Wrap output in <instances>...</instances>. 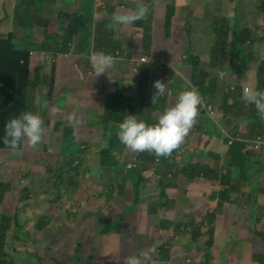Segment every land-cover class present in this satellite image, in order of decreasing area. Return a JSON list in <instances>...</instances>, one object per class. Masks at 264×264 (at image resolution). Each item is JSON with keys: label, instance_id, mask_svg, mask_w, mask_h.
<instances>
[{"label": "crops", "instance_id": "0c3cea01", "mask_svg": "<svg viewBox=\"0 0 264 264\" xmlns=\"http://www.w3.org/2000/svg\"><path fill=\"white\" fill-rule=\"evenodd\" d=\"M136 2H145L147 8H151L152 27L145 24L152 28L150 43L143 47L142 38L134 36L135 33L128 37L126 27L119 25L113 30L114 37L123 40L114 39L117 47L113 55L117 60L111 69L98 75L92 71L89 61L90 54L95 52L94 31L96 38L100 36L104 44L98 51L106 52L105 44L110 39L104 37V32L98 34V30L93 29L95 24L92 26L90 23L96 22L97 15L101 14L106 20L97 24L105 29L113 15H109L108 8H116L114 13H121L120 8H129L133 2L92 0L89 5L81 2L77 8L63 11L69 14L63 21L64 26L73 32V49L70 57L60 60L56 66L52 92L54 98L58 97L57 102L50 95L46 96L48 81H41L35 89V93H40L44 113L48 108L51 124L43 133V141L36 146L24 140L20 151L0 150V184L10 186L4 198L0 199V221L4 217L10 219L5 251L11 263L41 264L40 260L44 259V264H61L60 258L64 257L66 261L76 258L78 264H123V257L135 255L140 258V264H185L183 256L187 255L190 259L187 262L195 264L205 254L200 238L212 225L223 238L220 244L215 245L212 263L256 264L252 259L254 238L251 237L264 233V152L253 148L252 139L258 133L257 129L249 127L247 119L238 118V114L244 111L243 101L229 102L227 105L232 109L224 117L226 104L219 98L227 92L228 85H238L242 92L245 85H255L257 68L264 58V41L252 43L255 37L248 35L245 42L251 43L239 45L238 56H234V60L225 49L215 54L211 45L217 37L215 29L223 25L227 37L243 27L256 34L255 26L264 22V0ZM168 3L178 7L171 37L162 35ZM108 27L112 30L110 25ZM121 30L124 34L119 35ZM44 37V32L33 31V42L43 41ZM57 39L53 42V49L61 45ZM30 47L32 51L34 47L33 57L39 58L43 49L40 47L38 50L35 45ZM143 56L158 67L159 72L153 81L159 79L165 83V89L169 87L172 74L189 80L182 63L185 61L187 66L191 57L199 58L200 69L228 79L224 86L220 79L218 94L215 93L216 114L212 110V116L204 111L197 115L198 134L189 130L178 147L171 151L182 150V154L175 160H165L160 164H144L140 167L145 170L143 175L131 181L127 177L128 170H131L127 168L131 153L121 142L109 155L113 158L111 166L103 167V152L110 147V128L104 134L98 128V120L104 112V92L108 85H118L125 93L135 92V85L143 76L141 70L146 65L141 63ZM79 57L83 60L79 61ZM230 61L235 66L229 65ZM155 62L164 63L163 69H159ZM73 65L79 73L72 70ZM45 75L50 77L51 70H47ZM133 81L135 85L130 86ZM180 90L182 88H176L174 94L166 99L168 107L175 102ZM150 91L152 94L155 91L153 84ZM171 93L172 89L167 95ZM200 96L207 101L204 94ZM55 110L64 117L58 127L53 125L58 116ZM201 110L202 107L198 106V112ZM37 114L43 116L39 111ZM117 129L112 127L114 135ZM73 138L79 146L74 145L73 151H69ZM229 138L241 140L244 144L241 154L253 156L251 160L243 161L245 168L242 172L239 169L230 172L231 185L226 182L229 176L228 153L233 145H229L232 141ZM83 142L87 144L86 150L81 147ZM66 155L73 156L72 166L62 163ZM214 155L220 157L219 167L215 166ZM195 163L210 165L212 170L219 171L218 176L213 174L190 180L180 173L184 166ZM63 169L70 170L69 176L64 177ZM168 173L173 177L167 176ZM136 181L141 182L137 185ZM230 186V191L225 194L226 200H220L221 192ZM22 190H25L26 197L20 202ZM73 204L76 207L72 210ZM210 214L214 216L212 221L203 225L196 237L186 231L177 234L173 230L178 222L197 225ZM162 226L170 230L163 232ZM244 236H247L245 240ZM161 240L171 243L163 251H175L165 262L154 260V254L162 250ZM242 242L248 246L236 244ZM261 246L259 256L263 257V240Z\"/></svg>", "mask_w": 264, "mask_h": 264}, {"label": "trees", "instance_id": "16d2710c", "mask_svg": "<svg viewBox=\"0 0 264 264\" xmlns=\"http://www.w3.org/2000/svg\"><path fill=\"white\" fill-rule=\"evenodd\" d=\"M1 1L0 0V8H1ZM27 3L29 4V8L27 10L29 18H22V23L24 25H17L15 28L19 27L22 28L23 34H24V39L21 40L20 42L22 43V46H18V40L14 36L13 33H11L12 27L10 25H3V27L0 29V138L3 137V125L4 122L9 119L10 117L16 116L21 112L24 111H32L37 113V111L34 108V101H33V94L35 93V89L37 88L38 84L42 82H46L47 79L46 77L48 75H45V72L47 70H51V76H50V81L49 83V89L47 92V97L50 95L51 99H54V102H57L58 97L56 96L55 98L53 97V86H54V77H55V71H56V66L59 60H54L51 54L54 57H57L59 54H66L70 52V45L72 43V40L69 39L67 36L65 37V40L62 41L61 45L57 46V49H53V42L56 38L54 35H50L48 32H45V37L44 41L38 43L37 41L33 42V29L36 26V23L34 22V17H41L38 14V9L37 7L34 6L35 0H26ZM129 2H127L128 4ZM24 6V0H20L19 5L16 6V8L20 6ZM133 5V6H130ZM129 8H136V4H129ZM177 6H169L166 11H165V19H164V31L162 32V35L169 37L170 35L168 34L169 32L174 31L176 22H177V17H178V10ZM146 18L144 16L142 19L136 20V23H138L137 29L140 27L141 30L135 34L134 36H138L142 38V30L144 32V44L143 47L146 43H150V33H151V27L146 28L144 24H140V21H143ZM42 20L46 21L48 20L47 18H42ZM223 21H226L223 19ZM112 21L108 22V25H111ZM48 27V22H46V28ZM117 27L113 28L112 30H115ZM220 28H216L215 32L217 33V37L215 38V46H214V53L216 54V51L220 49L221 47L227 46L229 49L232 50V52L235 54L236 50H238L239 43L240 41H244V38L242 36H239V34H253L250 31L246 33H239L237 31L234 32V36L231 37L230 40H228V43L224 42V30H219ZM146 31H148V35H146ZM98 34H100V30L97 31ZM148 36V39L147 37ZM110 41H108L105 46L107 47L106 53H111L115 54V50L117 47V44L114 42V37L113 35L109 38ZM33 44H36L38 49L41 47L45 53H48L44 59V65L42 67L35 66L37 64V59H34V57L30 54L31 53V45L33 47ZM73 44V43H72ZM95 45L98 46V48L101 45H104L102 42V39L100 36L96 38ZM97 48V49H98ZM50 53V54H49ZM198 57H191V62H189L186 65H184V62L182 63V68H185L183 70L184 74H188L189 79L191 80L190 84L194 87L198 88V91L201 92V94H204L205 97L208 100V103L214 102L215 101V93H216V85L218 83V77L215 79L210 73H207L205 71L199 70L198 67ZM215 64V62H211V64ZM229 65L235 66V63L233 61L228 62ZM35 66V67H34ZM149 71L152 69V65L148 64ZM143 76L140 81V88L141 91L138 94V98L145 101V98L151 99V96H148L145 86L151 85V76L148 77L147 79V68L143 67L142 70ZM209 75H211L212 79H209ZM177 75L172 74L171 78H175ZM185 83L187 81L182 78ZM230 79V78H229ZM146 81V82H145ZM208 81V82H207ZM144 82V83H143ZM255 88L264 90V58L261 60V62L258 65L257 68V73H256V82L255 85L253 86ZM105 97L103 100L104 104V112L100 115L101 119H105L104 123V128H101V125L98 124V128L105 132L110 128L109 132L112 131V126L113 127H118V123L123 119V117L127 114H133L134 109L136 106L134 105V101L131 99V97H127L125 92L123 90H120V88L115 85H108L105 89ZM158 101L152 103V100L150 101V106L147 109V113L144 116L143 121H145L147 124H153L157 121L159 115L157 116L159 111V104L162 103L160 102L161 100L159 97L157 98ZM221 103H225L226 106L223 108V113L224 117L226 113H229L231 111V107H229L227 104L231 101L235 102H240L243 101V107L244 111L238 114V118L241 117L243 114L247 115V118H249L251 121H257L258 119V125H259V130L260 133H264V126H263V119L257 116H253L251 113H249V110L251 107L248 106L242 99V88L237 87V90L234 92H224L222 95V98H220ZM164 107V106H163ZM255 109V108H254ZM155 110H157L155 112ZM55 112H58V116L56 120L53 122V125L56 127L62 125V121L64 119L63 115L61 112L55 110ZM250 116V117H249ZM154 118L156 120L153 122ZM140 120V119H138ZM51 122L50 120L46 123V125H50ZM111 126V127H110ZM110 136V135H109ZM110 148L103 152L102 155V165L103 167L105 166H111V162L113 161V158L109 156V151L111 149H114L117 144L120 143L117 135H112L110 138ZM24 147V140L21 141L17 149L14 151H20ZM84 150L87 148V144L85 142L82 143L81 146ZM126 147V146H125ZM131 155L129 156V161L132 155L138 154L139 158V166L138 168L128 170V178L132 181L136 179L138 176H142L145 170L141 169V165L143 164H150V163H155V158L156 156L153 153H150L148 151H141V152H135L132 149L126 147ZM244 148V144L241 140H237L230 148L229 153H228V158H229V169H228V175L226 177V182L227 184L230 183V172L235 169V170H241V172L244 170L245 166L243 164V161L251 160L253 156L248 153V154H241L242 149ZM0 150H6V151H11L12 149L4 144L2 142V139H0ZM177 150L174 151L173 154H175ZM214 160H215V166L219 167L220 163V157L214 155ZM119 163V162H117ZM129 164V162H128ZM127 164V165H128ZM142 165V166H143ZM141 167V168H140ZM79 168V167H76ZM217 170H212L210 165H201L199 163L195 164H189L187 166H184L181 170L180 173L187 177L190 180H193L197 177H208L209 175L215 174L218 176ZM167 176L173 177L172 173H168ZM141 182V181H140ZM139 181L134 182L135 184L139 185ZM10 186L9 185H3L0 184V199L4 198L5 193L9 190ZM224 189L221 192V197L220 200L225 201L226 196L225 194L230 191L229 189ZM235 189L233 188L232 191ZM111 191V190H110ZM231 191V192H232ZM23 196V198H25ZM76 205L73 204V208H75ZM77 212V210H75ZM213 215H208L206 218V221H212ZM9 224H10V219L9 218H2L0 221V264H15V262H12L8 260V255L5 251L6 247V232L9 229ZM175 227H177L180 232L182 231L181 227L185 228V231L187 232V228L191 227L192 230L195 228L196 230L194 231V237H196L197 234H200V226H196L194 223H189V224H177ZM212 227V225H211ZM165 227L162 226V229ZM160 229V228H159ZM211 228H209L210 231ZM213 229V228H212ZM170 230V228H165V231ZM259 237L264 241V233H258ZM170 244H162L160 245L162 247V250H158L154 254V260L158 262H165L168 261L169 258L175 253L174 250L165 252L163 249H166V246ZM207 246L211 247L212 246V241H209L207 243ZM34 258L39 259L38 255H34ZM208 259V258H207ZM213 259H210L208 261H204L203 263H195V264H209L212 263ZM41 264H44V259L40 260ZM78 264L76 258L68 259L67 261L65 260L64 257L60 258V263L61 264ZM254 262L256 264H264V258L262 256L255 255L254 256Z\"/></svg>", "mask_w": 264, "mask_h": 264}, {"label": "clouds", "instance_id": "9594fccd", "mask_svg": "<svg viewBox=\"0 0 264 264\" xmlns=\"http://www.w3.org/2000/svg\"><path fill=\"white\" fill-rule=\"evenodd\" d=\"M144 3L145 2H135V4L138 5L136 9L131 12L113 13L110 27L115 28L118 25H128L136 20L142 19L147 12V6ZM150 10L151 8L148 10L149 14ZM37 42L40 43L39 41ZM33 45H35V47L38 49L36 44ZM72 48L73 44L71 43L69 53L59 54L57 57H54L52 54L51 56L54 60H63L70 57ZM42 53L43 59H45L48 53L41 51L40 54ZM30 54L32 56L34 55V47ZM116 60L117 57H115L113 54L103 51L93 52L89 56L90 67L95 75L111 69L114 66ZM142 64H151V71L154 75L159 72L158 67L154 66V62H152V60H149V63ZM151 71H149L148 68V76L146 79L147 81L148 77L151 76V85L145 86V89L148 96L152 95V103H155L158 97L167 96L166 94L169 92V90L171 92L172 86L169 85V87L165 89V83H161L159 79L153 81L154 75L150 74ZM176 77L179 78L180 76ZM174 79L171 78L169 84H171ZM184 79L187 81V86L176 94L175 102L160 113L155 123L147 124L143 120H138L133 114L125 115L118 123L116 135L119 141L135 152L148 151L153 153L156 158L160 157V162L157 163L155 158V163L153 164H160L165 160L170 159L168 155L173 154L171 151L178 147L180 142L188 134L189 130L195 123L197 115L203 112V110L198 112V105L201 103V92H198L196 88L190 84L191 81L187 80L186 78ZM228 82L230 81L228 80ZM152 84L155 90L153 94L150 91ZM236 86L239 87L238 85ZM135 87V94H133L138 97L137 93L141 91L140 83L135 85ZM230 87L231 86L229 85L226 87L227 92L231 91ZM242 99L246 104H251L255 108L259 117L264 119V90L255 87H246L242 92ZM205 103L208 107V102L205 101ZM205 113L208 114L206 111ZM69 119H72V117H69ZM44 131L45 129L41 116L32 111H24L16 116L10 117L4 122L3 137L0 139H2V142L8 145L12 150H16L18 144L23 140H26L31 146H36L39 144L42 140ZM230 139L232 138H229V140ZM236 141L237 140L232 139V144H234ZM135 155L138 156V154ZM127 168L130 169L129 167ZM208 223V221L203 220L196 226H200L199 230H201V227L203 225H209ZM181 229L182 231H185L184 227H181ZM195 230V228L193 230L191 228V231H189L187 228V232L193 236ZM123 264H140V258L135 255L125 256L123 257Z\"/></svg>", "mask_w": 264, "mask_h": 264}, {"label": "rangeland", "instance_id": "374dc122", "mask_svg": "<svg viewBox=\"0 0 264 264\" xmlns=\"http://www.w3.org/2000/svg\"><path fill=\"white\" fill-rule=\"evenodd\" d=\"M89 1H92V0H71V1L69 0V2H70V4H69L67 0H63V1H60V0H35L34 6L37 7V9L39 11L38 14L41 17H39V18L38 17H34V22L36 23V26L34 27L33 31H35L37 29V30H40V31H42L44 33L45 32H48L50 35H54V36L58 37L59 39H57V41L58 42H61V43H62L63 40H65V37L66 36L69 39L73 38V32L71 30H69L67 27L64 26V21H63V18H65L66 16H69V14L63 13V11L64 12H68V8H77L79 6V4H81V2H86L89 5L90 4ZM123 1H126V0H123ZM127 1H131V2L135 3L137 0H127ZM19 2H20V0H3V1H1V8H0V29L3 27V25H10L12 27V29L9 30V31H11V33L14 34V36L18 40V44H20V46H22V43L20 41L24 39L23 30H22V28H19V27L15 28V26H17V25H24L22 23V21H21L22 18H26V19L29 18L28 13H27V10L29 8V4L27 3L26 0H24V6L21 5L20 7L16 8V6L19 5ZM120 4H121V2L119 3V5ZM137 5H136V7H137ZM130 6H133V5H130ZM168 7H169V3L167 4V8ZM209 8H212V6H210ZM120 9H121V13H126V12H131V11L135 10L136 8H120ZM115 10H116V8H108L107 9V12L111 16L115 12ZM148 10H149V8H147V12L145 14L146 18L143 21H140L141 22L140 24H144L145 25L147 23L148 25H150L152 27L151 22H152L153 17L152 16L150 17V14L148 13ZM158 14L159 13H157L156 16H158ZM42 18H47L48 20L44 21V20H42ZM105 20L106 19L101 14H99L96 17V20H95L96 22H91L90 24L92 26H94V24H95V26L93 27V29L98 30V31L100 30V32H104V37L110 38L112 35L114 37V31L111 30V28L108 27V23H106V28L105 29L100 28V24H97V23H100L101 21H105ZM46 22H48V27L47 28H46ZM124 26L126 27V35L128 37H131L134 33L137 34L141 30L140 27L137 29L138 23H136V21L132 22L131 24L124 25ZM116 27L118 28L119 25L116 26ZM255 27L257 28L256 31H255L256 34H241V35L239 34V36H242L244 38V41H240L239 45L245 46L246 44L251 43L250 41L249 42H245L246 37L248 35H253L255 37V39H253L252 43H255V42L261 41V40L264 41V39H263L264 38V22L263 23L262 22H259V26H255ZM146 28H149V27L146 26ZM219 30H224L225 31V26L223 25V27H221ZM248 30L249 29H244V27H243L242 29H240L238 31H239V33H246V32H248ZM258 30H260V33L257 32ZM141 32H142L141 33L142 34V42H141V45H142V44H144V39H143L144 32H143V30ZM188 33L190 34L191 31H189ZM118 34L120 35V34H124V33L121 30V31H119ZM168 34L170 35V37L174 35L173 31L172 32H169ZM146 35H148V31H146ZM37 36H38V38H42V35H38L37 34ZM232 36H234V34H231L229 37H227L226 36V31H225L224 39H223L224 42L228 43V40H230ZM96 37H97L96 36V32L94 31L93 40L92 41H94V49H95V52H98V50H97L98 46L95 45ZM146 37L148 38V36H146ZM115 39H117L119 41H123L122 39H119V38H115ZM151 39H152V28H151L150 40L149 41H151ZM43 41H39V42H43ZM151 46L152 45H150V47ZM214 46H215V43L213 45H211V48L214 49ZM224 49L229 51L230 57H232L231 60H234L233 59L234 56H238V51L237 50H236V53L234 54L232 52V50L229 49L227 46L221 47L220 49H218L216 51V53H218L219 51L224 50ZM35 53H37V52L35 51ZM180 53H184V51H181ZM187 53H192V52H188L187 51ZM34 59H37V64L35 66H43L44 59H43L42 54L39 55V58L34 57ZM78 60L79 61L80 60H83V57H79ZM189 62H191V58L189 59L188 63ZM184 64H185V61H184ZM214 65H216V64H214ZM147 66L148 65H145V68ZM200 66H201V63H200V60H198L199 70H202V69H200ZM76 69H77L76 66L73 65L72 66V70L75 73H79L78 71H76ZM202 71H205L207 73H210L212 76H216V77H214L215 79L218 77V83L216 85V94H218V87H219L220 79L223 82V86H224L226 84L225 81L228 78H226V77H221L220 78L219 75L214 74L213 72H210L208 70L207 71L206 70H202ZM83 72H85V71H83ZM211 75H209V79H212L211 78L212 77ZM46 79H47L48 82L50 81V77L49 76H47ZM44 80H42V81H44ZM189 81H191V80L189 79ZM134 85H135V83L133 81L132 85H130V86H134ZM169 85L172 86V93L170 95H167V94H169V92H168L166 94L167 96H164V97H161L160 96L159 97L160 99L162 98L164 100H161L160 101L162 103L159 104L158 115L165 108L168 107L167 100L166 99H168V97H171L174 94L175 89L176 88H182L183 89L184 87L187 86V84L184 82V80L182 79V77H179V78L176 77L171 82V84H169ZM120 87H121V85H120ZM130 88L131 87H129L128 89H130ZM120 90H123V89H120ZM125 95L127 97H131V99L134 101L133 103L136 106V108L134 109L135 116L138 115L140 117L139 119L140 120H143L145 114L147 113V109L150 106L151 99L145 98V101L143 102V100H141L140 98H138L133 93L128 92ZM32 98H33V101H34L33 104H34L35 110L43 113V116L41 118L43 120V124H45L44 129L46 130V128L48 126V125H46V123L50 120L48 118L49 117V115H48V108L46 109V112L44 113V106L41 103V96H40V93L39 92L33 94ZM157 101H158V99H157ZM219 101H220V98H219ZM207 102H208V100H207ZM154 105H155V103H154ZM208 105H210V106H208V111L207 112L210 113L213 110L214 111V114H216L215 113L214 103L213 102H210V103H208ZM248 106L251 107V109L249 110V113H251L253 116L256 117L257 116V112L254 109V107L251 104H248ZM103 109H104V107H103ZM156 111L157 110H155V112ZM138 113H141V115L138 114ZM212 115L213 114H210V116H212ZM239 118H245V119H247L248 122H249L248 123L249 127L256 128L257 131H258L257 134L258 135H262V133H260L259 125H258V120L259 119L257 121H254L253 122L249 118H247V115L246 114H243ZM155 120H156V118H154L153 122ZM263 121H264V119H263ZM104 123H105V119H101V117H100L99 120H98V124H100L101 125V128H103L105 130ZM263 126H264V122H263ZM190 130L192 132H194L195 134H198V132H199V124H198V122H196L191 127ZM105 134H106V132H105ZM112 135H114V134L112 133V131H110L109 140H110V138H111ZM42 141H43V136H42L41 142ZM69 145H70L69 146V149H68L69 151H73L74 145L79 146V145H77L75 143L74 138H73V140H71V142H70ZM182 152H183L182 150H177V152L175 154H169L168 155V157L170 158L169 161L170 160H175L179 155L182 154ZM109 155L110 156L112 155V149L109 151ZM173 156H175V157L173 158ZM72 158H73V156L66 155L65 158L63 159L62 163L65 166H67V167L72 166V162H73V159ZM75 163H73V166H74ZM63 172H64V177L65 176H69V174H70V170L67 171V170L63 169ZM228 184L231 185V183H228ZM25 195H26L25 190H22L20 202L23 201V199H24L23 196H25ZM158 201H160V200H158ZM249 214H250V216H253V212L249 211ZM178 224H179V222H178ZM210 228H211L210 231H207V232L204 231V234L202 235V238H200V240L202 239L203 251L205 252V254L202 255V259L198 260L199 261L198 263H201L203 261H208L210 259H213L212 254L215 252V245L216 244H220L221 243V240L223 239L221 236H219L217 234L216 230L214 229V226L211 227V225H210ZM173 230L177 234H179V232H180V230H178L177 227H174ZM163 232H165V228L163 229ZM257 235L258 236H256V237H251V238H254L253 256H252L253 262H254V256L255 255H258V256L261 255L260 254V251H261V247H262L261 246L262 239L259 237V234L258 233H257ZM242 238L245 240L247 238V236H244ZM209 241H212V246L211 247L207 246V243ZM161 242L162 243L160 245L165 244V243L166 244H171V243L163 242V240H161ZM236 244L242 245L243 247L248 246V244L245 243V242L236 243ZM199 253H201V252H199ZM262 255L264 257V252L262 253ZM198 258H200V256H198ZM187 259H189L187 257V255L183 256L184 263L186 261L185 264H191L190 261L187 262ZM209 264H215V263H209Z\"/></svg>", "mask_w": 264, "mask_h": 264}, {"label": "built area", "instance_id": "2783aa9c", "mask_svg": "<svg viewBox=\"0 0 264 264\" xmlns=\"http://www.w3.org/2000/svg\"><path fill=\"white\" fill-rule=\"evenodd\" d=\"M141 63H149V60L145 57H142L141 58ZM157 63V62H155ZM159 65V69H163L164 65L162 63H157ZM151 75H154L153 72L151 71L150 72ZM246 87H249L247 85H245L243 88H246ZM196 90L198 91V88L195 87ZM237 86L236 85H232L230 87V90L231 91H234L236 90ZM244 90V89H243ZM170 92V90H169ZM199 92V91H198ZM200 94V93H199ZM198 106H201L202 107V110L205 112L208 111V107L204 101V99L201 97V103L200 105ZM209 114H213V112H210ZM232 141H229V145H232ZM252 144H253V148L254 150H257V151H262L264 152V136H261V135H257L255 136L253 139H252ZM156 162H160V157L159 158H156ZM139 166V158L137 155H132V157L130 158V161H129V164L127 165V167H129L130 169H135V168H138ZM189 231H191V228H188Z\"/></svg>", "mask_w": 264, "mask_h": 264}]
</instances>
